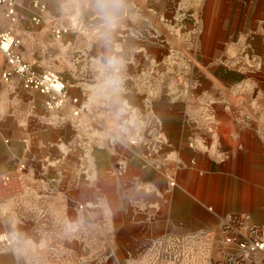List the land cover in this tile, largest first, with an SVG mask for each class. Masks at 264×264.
I'll list each match as a JSON object with an SVG mask.
<instances>
[{
	"label": "crops",
	"instance_id": "1",
	"mask_svg": "<svg viewBox=\"0 0 264 264\" xmlns=\"http://www.w3.org/2000/svg\"><path fill=\"white\" fill-rule=\"evenodd\" d=\"M46 3L22 0L20 52L81 111L3 81L0 52V174L22 175L0 264H264L239 247L264 241V0H124L115 72L94 0Z\"/></svg>",
	"mask_w": 264,
	"mask_h": 264
},
{
	"label": "built area",
	"instance_id": "2",
	"mask_svg": "<svg viewBox=\"0 0 264 264\" xmlns=\"http://www.w3.org/2000/svg\"><path fill=\"white\" fill-rule=\"evenodd\" d=\"M34 13L32 20L41 21L38 12L47 9L46 0H31ZM22 0H0V52L3 54L6 67L1 73V78L9 82L14 75L21 77L23 86L28 90L38 91L47 96L46 107L50 110L60 109L68 102L75 105L74 114H79L81 107L79 98H70L67 86L63 78L54 70H38L27 61L20 47L22 39L18 34V23L20 21V6ZM6 22L7 25H4ZM53 31L57 38L67 31V28L54 27ZM25 165H22L24 168ZM22 187V175L19 171L0 174V192L14 193L15 189ZM231 237L228 239L231 241ZM245 251H256L264 249V241L256 238L251 241L239 243Z\"/></svg>",
	"mask_w": 264,
	"mask_h": 264
},
{
	"label": "clouds",
	"instance_id": "3",
	"mask_svg": "<svg viewBox=\"0 0 264 264\" xmlns=\"http://www.w3.org/2000/svg\"><path fill=\"white\" fill-rule=\"evenodd\" d=\"M94 3L97 15L102 21V27L105 29L103 35L108 52L103 59V63L106 68L115 72L118 70L120 60L115 54L117 50L112 43L111 32L117 25L120 12L124 6V0H94Z\"/></svg>",
	"mask_w": 264,
	"mask_h": 264
},
{
	"label": "rangeland",
	"instance_id": "4",
	"mask_svg": "<svg viewBox=\"0 0 264 264\" xmlns=\"http://www.w3.org/2000/svg\"><path fill=\"white\" fill-rule=\"evenodd\" d=\"M19 24V23H18ZM4 25H7L6 24V22L4 23ZM260 73H264V72H260ZM259 75H261V74H259ZM264 75V74H263ZM256 82V85H257V87H260V86H264V79L263 78H261L260 76H259V78L255 81ZM242 234H245V235H248V232L247 231H245V230H240L239 232H237V233H235L234 235H231L230 237L232 238V240H234L235 238H236V235H242ZM230 237H228V238H230ZM256 238H259V237H256ZM256 238H247V239H244V241H251V240H253V239H256ZM259 239H261V238H259ZM262 240V239H261ZM2 243H3V241H1ZM5 242L6 243H9V241L8 240H5ZM241 242V241H240ZM239 242V243H240ZM240 248H241V246H239ZM237 249H238V247H237ZM242 249V248H241ZM244 250V249H243ZM245 251V250H244ZM257 251V250H256ZM238 252V251H237ZM246 252H255V251H245V253ZM227 253H229V251L227 252ZM233 254L235 253V251H233L232 252Z\"/></svg>",
	"mask_w": 264,
	"mask_h": 264
}]
</instances>
